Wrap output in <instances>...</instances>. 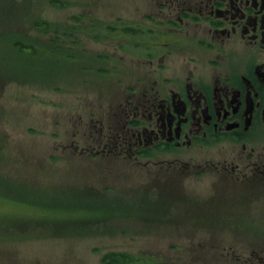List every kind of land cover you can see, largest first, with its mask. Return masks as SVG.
Segmentation results:
<instances>
[{
  "label": "rangeland",
  "instance_id": "rangeland-1",
  "mask_svg": "<svg viewBox=\"0 0 264 264\" xmlns=\"http://www.w3.org/2000/svg\"><path fill=\"white\" fill-rule=\"evenodd\" d=\"M156 3L0 0V264H104L102 257L110 252L141 254L147 260L144 264H241L238 260L264 264L251 254H264V189H257L250 176L227 174L230 178L225 183L230 186L221 187L217 195L229 201L220 206L200 207L196 215L180 207L186 197L183 188L201 196L205 205L214 202L212 188L220 175L214 171L197 177L194 167L201 169L207 162L221 160L227 166L234 150L202 141L187 149H168L173 154H162L137 168L133 156H127L123 145L113 140L129 132V103L136 104V85H142L136 80L152 76L156 78L154 90L165 92L170 84L164 77H182L186 56L159 53L163 54L160 60L144 62L140 56L145 51L131 48L138 44L137 35L65 31L72 29L73 16H81L84 23L119 18L153 28L147 18L155 13ZM6 12L10 13L9 26ZM40 20L57 25L58 31L46 35L37 31L34 25ZM54 38L61 41L49 44L48 39ZM11 39L12 45L37 43L50 56H18L12 50L16 46L6 43ZM52 52L70 55V62L57 59ZM40 63H46L40 80L30 78L36 76L28 70L20 78L3 71H21L17 66ZM119 104L116 127L111 123L102 136L93 132L87 137L84 131L92 119L90 112L105 120L109 107L117 109ZM261 133L259 146H264V130ZM258 141L246 143L252 146ZM105 145L119 157L103 152L108 150ZM171 178L181 186L162 188ZM24 183L61 189L57 195L33 193L25 190ZM71 185L78 191L70 192ZM158 187L159 193H149ZM110 189L118 192L109 193ZM171 198L177 201L162 202ZM104 204L118 210L105 212Z\"/></svg>",
  "mask_w": 264,
  "mask_h": 264
},
{
  "label": "flooded vegetation",
  "instance_id": "flooded-vegetation-1",
  "mask_svg": "<svg viewBox=\"0 0 264 264\" xmlns=\"http://www.w3.org/2000/svg\"><path fill=\"white\" fill-rule=\"evenodd\" d=\"M155 1L156 11L147 18L153 28L144 26L151 31L150 47L140 57L150 62L153 58L160 60L163 54L159 53L184 54V75L164 77L170 87L161 93L154 90L156 78H138L136 81L142 84L136 85L139 98L135 105L129 103L126 116L129 132L113 137L114 142L123 145L122 152L126 151L127 156H133L137 168L146 166L152 158L172 153L168 150L171 148L187 149L202 141L216 143L234 150L231 163L223 166L221 160L207 162L201 169L194 167L197 177L214 171L220 175L212 188L216 191L213 197L222 191L221 187L230 186L225 183L230 178L227 174H246L257 189H264V146H259L263 141H258L264 130V0ZM116 20L105 22L106 31H124L126 27L136 30V25ZM121 105L117 109L109 107L110 116L105 120L100 115L99 130L89 118L85 124L87 137L93 132L102 136L111 123L116 127ZM248 140L258 142L251 146ZM104 147L108 156L119 157L111 153L110 145ZM176 186L181 184L161 187ZM198 201L185 198L180 207H195ZM251 254L264 262V254Z\"/></svg>",
  "mask_w": 264,
  "mask_h": 264
},
{
  "label": "trees",
  "instance_id": "trees-1",
  "mask_svg": "<svg viewBox=\"0 0 264 264\" xmlns=\"http://www.w3.org/2000/svg\"><path fill=\"white\" fill-rule=\"evenodd\" d=\"M61 5H63V2H61ZM71 21L74 22L72 29L71 30L68 29V30H65V31H80V32H82L84 34H86L87 31H95V33L97 35H101L107 29L105 22H103V21H91V22H85L84 23V19L81 16H73L71 18ZM66 25H67L66 27L68 28L69 25L68 24H66ZM132 25H134V24H132ZM34 26H35L37 31H39V32H41L42 34H45V35H46V32L50 33V32H57L58 31V26L57 25H53V24H51V23H49L47 21L40 20L39 22L35 23ZM136 26H137L136 29H140V31L133 30L132 28H127L125 26L126 28H125L124 31L129 33V34H127V33H124V34L130 35L132 37H134V36L136 37V35H137L138 38H137L136 42L138 44H134L133 46H131V48L133 50H136V46H138L140 50H136V51H139V52H144L145 51L146 52L149 49V45L147 46V43H149L148 41H150L149 33L151 31L149 29L147 30V28L144 27V26H140V25H137V24H136ZM27 29H29V28H27ZM110 31L111 30H109V32ZM55 39H57V38H54V39H51V40L48 39V43L50 44V42H59V41H61V40H55ZM12 41H13V39L6 40V43L10 44ZM131 42H134V41L132 40ZM9 44H7V45L10 46V47L13 46L12 48H14V46H16V48H14V49L11 48V49L13 50L14 53L16 52L18 56H42V55L50 56V51L46 50V49L44 50V48L41 47L37 43H33V44L26 43L25 44V43H22L21 41H19V42L16 41L14 43V45H12V44L9 45ZM36 47L41 48V49H38ZM127 47H130V46L127 45ZM48 49H50V48H48ZM26 50L31 51L30 55H27L24 52ZM54 54H55V57L57 59H62L64 61H66V62H70V58H69L70 55L52 52V55H54ZM42 64L46 65V63H40L39 66L35 65V64H32L33 66L30 65L27 68H21V67L17 66L18 69H21V71L15 70V69L3 70V71H4V73H8V71H9L10 73H13L15 76L20 78L22 76V73L24 71L28 70L27 72H30L31 74L36 76V77H30L27 74L30 78L36 79V80H40L41 79L40 75L42 74V71H41ZM74 190L78 191V189L75 186L71 185L70 192H73ZM108 192L109 193H117L118 191L110 189V190H108ZM78 198L86 200L85 198H82V197H78ZM117 210L115 209V207H112V206H109V205H105L104 206V211L105 212H113L114 213ZM112 215H114V214H112ZM144 261L146 262L147 260L145 258H142V256L139 257L136 254H132V253H128V252H110V253H107V254L103 255V257H102V263H104V264H144L145 263Z\"/></svg>",
  "mask_w": 264,
  "mask_h": 264
}]
</instances>
